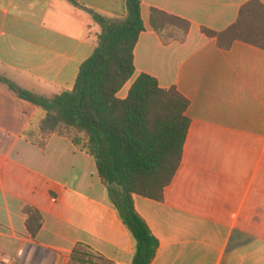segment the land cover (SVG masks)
<instances>
[{"label": "crops", "instance_id": "1", "mask_svg": "<svg viewBox=\"0 0 264 264\" xmlns=\"http://www.w3.org/2000/svg\"><path fill=\"white\" fill-rule=\"evenodd\" d=\"M76 1L81 7L0 0V78L36 96L75 87L101 32L95 14L127 12V0ZM250 1H142L135 75L118 96L147 73L189 99L191 119L165 200L134 195L160 242L152 264H264V49L243 41L222 49L203 32L228 29ZM152 8L189 20L187 40L164 44L151 26ZM44 114L0 80V264H69L78 244L132 264L134 240L95 159L64 136L53 134L44 148L28 138L38 135ZM28 205L43 215L36 236Z\"/></svg>", "mask_w": 264, "mask_h": 264}, {"label": "trees", "instance_id": "2", "mask_svg": "<svg viewBox=\"0 0 264 264\" xmlns=\"http://www.w3.org/2000/svg\"><path fill=\"white\" fill-rule=\"evenodd\" d=\"M143 0H127L125 16L113 19L95 14L101 27L93 54L80 67L75 87L51 96H36L14 82L0 78L21 99L44 111L38 135L28 137L44 148L53 134L69 138L91 155L97 165L108 200L134 240L132 264H152L160 242L145 218L137 211L134 195L165 200L168 187L183 160L191 119L190 101L175 86L163 88L156 77L142 73L131 85L126 98L119 92L135 75V48L145 30ZM71 2L81 7L76 0ZM151 26L164 44L184 43L191 22L158 8L151 10ZM219 47L229 49L243 41L264 49V4H245L238 20L217 32ZM27 227L36 236L43 226L39 209L26 206ZM69 264H115L78 244Z\"/></svg>", "mask_w": 264, "mask_h": 264}, {"label": "water", "instance_id": "3", "mask_svg": "<svg viewBox=\"0 0 264 264\" xmlns=\"http://www.w3.org/2000/svg\"><path fill=\"white\" fill-rule=\"evenodd\" d=\"M93 12H91V14H92Z\"/></svg>", "mask_w": 264, "mask_h": 264}]
</instances>
